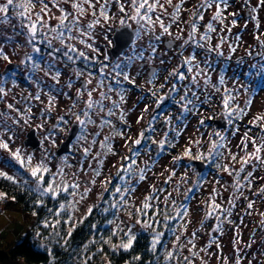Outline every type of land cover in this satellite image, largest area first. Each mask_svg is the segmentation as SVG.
I'll list each match as a JSON object with an SVG mask.
<instances>
[{
	"label": "rangeland",
	"instance_id": "374dc122",
	"mask_svg": "<svg viewBox=\"0 0 264 264\" xmlns=\"http://www.w3.org/2000/svg\"><path fill=\"white\" fill-rule=\"evenodd\" d=\"M103 0H101V3ZM126 5V12L131 14V6L129 0H123ZM202 0H185L183 4L184 11L181 12L180 18L177 22L172 23L170 28L171 35L164 34L163 36L184 43L188 39L189 33L191 31L190 17L195 10L196 6L199 5ZM3 3V0H0ZM180 0H172L173 7L175 4H179ZM173 7H168V12L173 11ZM223 7V6H222ZM100 4L97 5V12H99ZM255 8L256 11L253 12L252 9ZM109 16L113 17L107 22H103V26L97 25L92 31V38L81 37L91 44L97 51H89L94 53L102 52L104 49L105 42L103 41L107 37V42L110 47L113 45L112 36L115 32V28L121 27V19H126L123 13L119 11V5L115 0H110L108 4ZM204 19L201 21L200 33L205 30L207 21H211L216 8L213 6L210 9L202 10ZM55 15H59V12L53 9ZM235 13L233 16L232 14ZM223 16L226 18L224 24L221 25L218 22L212 21L216 31L211 33L212 40L208 47L215 48L217 44L220 43V37L225 38V43L217 51L222 52L223 55L231 58L233 61L229 65L225 66L221 63H214V54L207 55L203 58L202 53H204V48L200 49L196 53L195 65H199V69H203V72L197 76V82L189 85L192 88V93H195V98L192 100V107L188 108L190 111H184V104L181 105L182 109L177 110L175 113L173 122V131L171 134V140L175 147H172V151L164 153L157 160L152 159L144 154H141L134 166L136 175L138 177L140 169H145L146 179L144 181H138L133 179L132 183L136 188L135 193L130 197H125L130 201V205L127 211L121 210L117 211L112 208V203L114 199L109 193L112 191L113 187L118 185L116 183L117 172L123 163V158L128 157V153L131 149V143L129 140L135 136L136 130L139 125L143 126L144 122L141 120L138 124V115H144L145 109L143 105L137 103V98L139 94L133 92L130 96L122 100V103L126 109L132 107L136 102L138 107L131 113H126L125 115V137H121V142L118 149L117 145H112L115 155L111 153H106V149L101 148V142L106 136H108V131L101 129L100 125L102 123V117L106 119L105 113H100L99 115L93 114V120L96 121L93 124V129L99 133L98 139L94 145L93 155L96 153L101 154V158L104 160V164L100 167L101 175L95 177L91 169L84 170L80 175H78V182L80 188L78 192H83L84 188L90 187L91 191L88 193L87 197L80 200L76 204V210L71 212L72 224L67 225L66 236L62 237L59 235L53 236H41V243L48 246V249H55L52 244L54 237H61L60 240L62 245L67 243L69 238L67 236L68 227H72L73 231L78 225L82 224L88 217L92 216L93 212L97 209L98 213L104 217L110 215L109 220H115L114 224H109L108 221L102 226L108 229L110 235L114 230H117V226L123 228L127 231L129 227L132 228L133 232L136 234L147 233L150 235L151 240L153 237V229L143 230L139 225L135 224V218L130 219L128 212L136 215V208L141 207L144 202V198L151 195L153 188L164 189V191L157 192L156 195L159 196L158 201H153V203L161 209H166L169 216H175L178 209L184 208L187 210V214L177 217V223L175 229H177L175 235L180 236L179 244L176 245L175 235L171 231L167 237L168 227L165 228L163 225H169L172 220L166 221L163 219V213L156 216L152 210L148 211V216H154L155 220L161 221L160 224L155 225L156 231L164 232V236L161 238L164 252L161 258L165 256V249L168 251L174 250V245L177 247L183 246L182 251L178 255V259L172 261H165V264H187L184 261V257L187 256L192 261V264H264V194H259L260 189L264 187V165H260L257 161H249L247 165H243L244 170L241 172L242 167L241 159L246 157V152L243 150V145L241 141L244 139V134L247 132L250 138L247 143V153L254 151V147L251 143V139H256L257 144L261 143L260 137L264 136V121H256L255 125L250 123L255 120V117L264 115V88H261V83H264V72L257 74L258 70L264 67V6L260 4V0H228L227 10L223 12ZM255 17V19H253ZM93 17L89 13L83 18V25L86 26L87 23L91 22ZM165 23H169V17L162 16ZM235 20V25L232 21ZM127 21L136 23L135 21ZM12 22L11 24H15ZM57 21L53 19L51 24L55 25ZM8 24V25H11ZM8 25H0V47H9L10 45L25 46L29 47V53L31 54V46L28 43H15L10 40H6L5 37L10 36L11 33L8 29ZM231 28V31H227ZM240 29L243 31L240 32ZM162 31L159 25H156L155 34ZM149 35V33H146ZM75 35V33H74ZM179 37V38H178ZM238 38V39H237ZM53 45L55 41L53 40ZM153 44V41H151ZM203 43V41H201ZM57 44V41H56ZM149 42L144 43V47L148 48ZM85 46V45H84ZM234 49V51H233ZM149 51H151L149 49ZM190 52V51H189ZM189 52H187L189 57ZM172 58V64L176 68L179 63L180 58L178 53L174 52ZM193 54V51H191ZM192 56V55H190ZM250 57V59H249ZM246 58V59H245ZM49 61L51 58L48 59ZM255 66V67H253ZM47 66L42 67L36 74L33 81V86L31 89L23 90L20 87H13L6 90V95L0 94V104L6 106L5 103L9 102L12 98H16V93L25 92L27 95L33 93V89H38L39 92L43 91V88L52 86L53 79L51 78L52 73L46 75L45 71ZM198 69L194 66V73ZM223 76L224 83H220V77ZM132 78H143V74L140 71L133 73ZM208 79L209 83L205 84V80ZM94 79V88L95 89ZM188 87V88H189ZM42 88V89H41ZM187 88V86H186ZM217 88L219 91H217ZM231 90V91H230ZM234 97L232 99L231 105H239L241 108H245L246 114L240 117L244 118L249 124L258 127L255 129L245 130V125L238 124L233 116H237V113L233 112L232 117H227L226 112L230 111L231 105L226 109L224 107V98L227 95ZM97 91L93 92L95 96ZM46 96H53L52 93L48 91L43 92ZM191 93V94H192ZM43 94V95H44ZM193 95V94H192ZM199 97V99H197ZM251 100V104H246L247 101ZM49 104V100H48ZM34 107L33 105H30ZM52 105L49 106L53 109ZM20 112V109L13 107L11 114L8 117H0V143H7L8 147L0 148V172H4L9 176L14 177L22 184L25 179L31 180V177L26 170L28 165L21 167V165L15 160L13 154L19 150V154L22 159L27 161L29 156L32 157L31 166H35L41 161H44L50 168L52 173H55L59 168L51 155V150L49 149L53 143H46L47 151L44 156V160H41L39 154H30L23 151V144H21V137L19 135L20 121L15 119V116ZM39 112V110L37 111ZM95 113V112H94ZM177 117L180 120H177ZM212 117L214 120L229 121V130L223 131L218 124H213L214 126L208 125L206 123V118ZM29 126H34L37 124L35 118H27ZM45 123V119L43 120ZM204 123L201 124L200 122ZM214 123V122H213ZM248 124V125H249ZM219 133L224 136L225 139L220 141V136L216 135ZM112 136V132H111ZM161 136V135H160ZM52 140V139H51ZM213 141L218 144H222L223 147L218 148L217 151L222 153L221 156H216L213 154L209 157V149ZM133 143V142H132ZM191 148L193 156L203 153L204 157L207 159H189L184 157L178 163H174V158L177 156H184L186 149ZM235 155L236 159L233 160L232 156ZM264 156V152H262ZM223 162V165H227L229 170L232 171V175L224 171L223 168L217 169L215 166L217 161ZM194 161L206 162L210 170L206 173L201 174L198 172ZM90 162L93 168L98 167L97 162L90 157ZM118 163V165H117ZM213 164V165H211ZM117 165V166H116ZM255 165V167H253ZM171 171H175V176L171 177L169 183L164 182L169 179ZM239 172V181L243 185L237 191L236 188V173ZM251 172L252 176L249 180H245L247 173ZM72 171L67 172L65 170L66 179L70 182L73 181ZM87 173V175L85 174ZM187 177L182 180V178ZM3 177V176H2ZM48 177L46 176V180ZM59 179V177L57 178ZM95 179V184H91L90 181ZM111 180L112 183L107 185V191L104 187V181ZM199 181V186H197ZM250 181V183H249ZM194 189V191L189 194V198L185 199V194L188 189ZM179 189V191H177ZM2 192V191H0ZM4 193V192H2ZM171 193V197L168 198L167 204L164 203L165 197ZM101 195L104 197L100 199ZM214 196L215 203L220 205L221 209L224 211L217 210L213 213L211 217H206L209 211V198ZM61 202L71 201L73 199L79 200V195L73 198L67 196L66 194H61ZM116 200L119 199V194L115 197ZM173 201H175V206H173ZM253 202V207L249 209L248 203ZM91 208L92 212L89 214L88 209ZM107 209V211H105ZM230 210V215H229ZM152 211V212H150ZM218 217V218H217ZM68 218V217H67ZM147 218V217H145ZM231 221V223H229ZM36 218L32 215L25 213L22 207L12 200L11 197L7 196L4 199H0V246L1 249L7 252L10 248L14 247L16 244L21 243L28 231L32 230V226L35 224ZM123 222V223H121ZM220 224L223 231H214L217 224ZM97 226H95L93 233H96ZM104 231H99L97 233L98 238H95V234L92 237L87 238L80 244V249L82 250L80 255L74 256L75 262H81L83 259L91 257L88 259L89 262H94L96 251H99L101 247H95L96 244L103 240H107L109 236L103 237ZM195 233V236H193ZM39 235V234H38ZM72 235V234H71ZM121 238H124L123 232H119L117 239L119 240L113 244H119ZM192 240L195 247L189 244L188 241ZM85 245H87V250L85 251ZM191 249V251H189ZM119 250V249H117ZM192 252L197 253L196 256H192ZM70 254V253H69ZM79 254V253H78ZM165 260V259H164ZM100 262L108 264V260L105 256L100 257ZM22 264V263H17Z\"/></svg>",
	"mask_w": 264,
	"mask_h": 264
},
{
	"label": "snow or ice",
	"instance_id": "6c2138e0",
	"mask_svg": "<svg viewBox=\"0 0 264 264\" xmlns=\"http://www.w3.org/2000/svg\"><path fill=\"white\" fill-rule=\"evenodd\" d=\"M110 0H103L101 3V0H3V3H0V25H8L11 24V21L13 18H16L19 21V27L24 30V34L26 35L27 43L31 46V54L26 53V59L25 61H22V63L31 64V71L35 73L36 71L40 70V65L43 63V60L36 61L34 60L33 54L40 55L42 50L37 44H46L47 48L51 49L50 52L47 53V56L51 58L50 62L47 65V69L45 71V74L48 75L52 73V69L55 68L54 61L58 60L59 57L56 55V53H61L63 57H66L67 60L75 62V58L70 53H76V55L79 58H83L85 61L89 60V56L82 50L77 49V47L71 43H66V41H72L76 40L80 44H84L85 47L90 48L92 51H97L96 48H94L91 44L87 43L86 40L81 39V37H88L89 39L92 38L91 31L97 26H103V22H107L113 17L109 16L108 11V4ZM115 2L119 5V11L123 13L125 16L128 17L129 20L135 21L137 25H139V28L137 29L135 33V38L139 40L142 37V34L150 33L154 36V39L156 41H160L162 39V36L164 34L171 35L170 28L172 26V23H175L179 20L181 12L184 11L183 4L185 3V0H180L179 4H176L173 7L172 0H129V4L131 6V14L126 12V5L123 2V0H115ZM100 4L99 12H97V5ZM260 4L264 6V0H260ZM215 6L216 11L214 15L211 18V21L208 22L205 26V31L200 34L199 39H196V35L199 31L198 29V22L202 21L204 19L203 11L207 10ZM223 6V7H222ZM37 7H39V11H36ZM173 7L172 12H168L167 8ZM228 7V0H202V2L196 6L195 10L193 11L191 17H190V23H191V31L189 33L188 40H185L184 43L188 44L189 42H192L195 44L196 47L199 48H205L208 52L217 51L222 47V45L225 43V38L223 36L220 37V43L216 45L215 48L208 47L210 44L212 37L211 33L216 31V28L212 21L218 22L221 25L224 24V20L226 19L223 16V12L227 10ZM53 9L59 12V15H55L53 13ZM253 12L256 11L255 8L252 9ZM91 14L93 17L92 21L87 23L86 26L83 25L82 21L83 18L87 15ZM233 16L235 13L232 14ZM162 16L169 17V23H165L164 19H162ZM55 19L57 23L55 25L51 24V21ZM255 19V17H253ZM236 21L233 20L232 24L235 25ZM120 24L122 26L126 25V22L124 19L120 20ZM159 25V28L162 30L160 35L155 34V28L156 25ZM130 27V25H127ZM227 31H231V28H228ZM75 33V35H74ZM179 38V37H178ZM6 40H11L12 37L7 36L5 37ZM107 39V37H105ZM238 39V38H237ZM53 40H58L60 45L66 49V51H61V48H54L53 47ZM203 41V43H201ZM111 43V41H109ZM151 50L150 55L148 59H154L155 52H156V46L153 45L151 42L148 44L147 49H142L140 51H137L135 48V45H132V52L133 55L128 56L125 58V63H121L119 60L113 65L111 71L114 73V80L116 85L121 84L120 77L123 78V81L129 83V84H135V79L130 78V72L126 71V69H129L131 65L136 60H144L145 56L144 53L148 50ZM234 51V49H233ZM218 55H223L222 52L218 51ZM0 59L7 61L8 64H11L12 61L10 57L5 53L4 48L0 47ZM196 60L195 55L184 57L183 63L180 64L176 69H174L169 75L175 76L178 80H185L188 79V77L185 75L184 72L180 71V68H186L187 73H193L194 71V61ZM161 63L163 64L164 61L161 60ZM107 65H103L99 69V73L101 75V79L97 83V87L95 89H88L87 85L92 83L91 76L92 73L89 72L88 76L90 77L88 80L85 81V84L82 86L81 90H78L77 97L78 99L73 103L72 108L74 109L76 106V103H79V97H82L84 92H87L88 99L85 101V109L82 110L79 113L73 112L72 115L74 116L75 121L77 122L78 127L80 128V135L76 137L77 143L80 141H86V128L89 124H95L96 121L92 119V115L96 114L99 115L100 113H105V108L103 101L110 100L111 97L108 96L104 91H100V99L99 100H93V92L97 91L99 89H103L104 87H107L108 91H115V89L112 87L111 82H109L107 85L105 84V81L108 77V73H106ZM255 67V66H253ZM195 68L198 69L196 71L195 75L191 76V81L193 84L197 82V76L203 72V69H199V65H195ZM261 72H264V67H262L260 70H258L257 74L259 75ZM16 75L15 69H8L6 70L5 74L3 76H0V94L6 95L4 89V84L11 78H13ZM61 73L57 69L55 73L51 75V78L55 80L57 83H59V77ZM75 75L77 77L82 76L83 72L80 70L75 71ZM156 73H152V77L155 78ZM31 78V77H29ZM15 84V80L12 81ZM151 83V80L149 81ZM209 80H205V84H208ZM220 83H224L223 76L220 77ZM68 88L72 87L71 82L67 84ZM261 88H264V83H261ZM176 86L173 85V89L175 90ZM217 91L219 89L217 88ZM124 92L125 90L121 88L117 94L120 96V99H124ZM155 95V93H152ZM195 95V93H192ZM35 99H39V96L37 95ZM181 100L185 99V96H181ZM199 99V97H197ZM234 99L231 95H228L224 98V107L226 109L229 108V101ZM56 100L55 96H49V106L51 107L54 105V102ZM164 97L160 98V103H163ZM188 104H192L191 100H187L186 104L184 105V111H190V109L187 107ZM246 104H251V100L247 101ZM159 104H157V107L159 108ZM9 108L12 107V105L8 106ZM118 107L115 101H113V108H109L106 111V116L110 117L114 115L113 109ZM95 109V113H93L92 110ZM31 111V109H29ZM71 111V109H70ZM145 111H147V108H145ZM233 112L237 113L236 118H239L241 115L246 114L245 108L239 107V105H236L232 110L226 112L227 117H232ZM143 117H140L142 119ZM102 123L100 125L101 129H103L104 126L110 125L111 121L108 119H104L103 117ZM121 119L123 120V116H121ZM60 121L67 124L70 123V121L65 120L64 117H60ZM256 121H264V115H260L255 117L254 121H251L250 123H253L255 125ZM139 122V120H138ZM170 123V120H169ZM201 124L204 122L201 121ZM229 124L232 123V120L229 119ZM147 131L152 132L155 131V129L149 128ZM96 135H99V133H96ZM113 135L124 137V133L122 131H116L113 133ZM216 135L220 136V141H223L225 139L224 136H221L219 133ZM146 139L144 132L139 133L138 138L133 142L134 143V150L130 149L132 152V155L128 157H124L123 161L124 163L121 164L118 172V185L114 186L112 191L109 193L114 199V203H112V208L116 209L117 211H127V208L130 205V201L126 199L125 197H130L133 193H135L136 188L132 183L133 179H137L138 181H144L146 179L145 175V169H140L139 175L137 177L134 165L137 164L136 159L133 157H138L140 155V149L139 146L142 144V141ZM147 139H151V137H147ZM248 133L246 132L244 134V139L241 141V144L243 145V150L246 152V157L241 159L242 167L240 171L242 172L244 170L243 165H247L249 161H257L260 165H264V156H262V152H264V136L260 137L261 143L257 144L256 139H251V143L254 147V151L251 153H247V143L249 141ZM110 137H105L104 140L101 142V148L106 149L105 155L107 153H111L115 155L116 153L112 149V145L109 143ZM153 144L158 145V149L160 152H163L165 150V145L167 144L168 147H175V145L167 139V134L165 133V139L156 141H151ZM96 141L93 140L92 144H95ZM7 143H0V148H7ZM223 147L222 144H218L216 141H213L211 144V147L209 149V157L210 158L213 154L216 156H221L222 153H220L218 148ZM82 154L84 159H87L90 155H92V159L97 162L98 167L93 168L92 163L90 162L88 164L89 169L92 170V173L95 177H98L101 175L100 167L103 166L104 160L101 158L100 153H96L95 155L91 152V146L84 147L82 150ZM15 160L21 165V167H25L27 164V171L31 177V180L25 179L22 181V184L25 186V190L29 195H34L35 199L33 203L36 206H44L45 205V197L51 198V199H57L59 201V198L61 194H66L67 196H71L73 198L77 197L79 195V200H71L66 202H59L58 203V210L55 211L53 214L55 217H60L62 213H64L68 218L64 220V223L67 225L72 224V217L71 212L76 210V204L80 202V200H83L87 197L88 193L91 191L90 187H85L84 191L78 192L80 188V184L78 182V173H72L73 181H68L65 177V168L63 163L61 166L57 169L55 173H52L48 165L41 161L35 166H31L32 157L29 156L27 158V161L21 158L19 154V150L13 154ZM184 157H188L189 159H207L204 157L203 153H199L195 156L192 154V149L188 148L184 152V156H177L174 158V163H178L181 159ZM65 157V161H66ZM232 159L235 160V155L232 156ZM130 161V162H129ZM217 169L223 168L224 171L228 172L229 175H232V171L229 170L227 165H221L217 163L215 165ZM255 167V165H253ZM80 172L84 171L83 166L79 168ZM87 175V173H85ZM175 171H171V175L168 180H166L164 183L167 184L170 182L171 177L175 176ZM0 176L5 177L7 180L11 181L14 184L20 183L17 179H15L12 176L7 175L4 172H0ZM46 176L48 179L46 180ZM237 180H236V188L237 191L243 185L240 184L239 181V172L236 173ZM252 176V173H247L245 180H249V178ZM59 177V179H57ZM185 176L182 178V180L186 179ZM264 179V177H262ZM95 179H92L90 181L91 184H95ZM111 180H105L104 181V187L107 191V185L111 184ZM250 183V181H249ZM197 186H199V181ZM164 191V189H155L153 188V192L151 195H148L144 198V202L142 203L141 207L136 208V215L133 216V213L128 212L129 218L133 219L135 218V224L139 225L143 230L153 229V237L151 241V251L153 253L157 250V245L161 244L162 240L161 238L164 236V232L162 231H156L155 225L160 224L161 221L155 220L154 216H148V211L152 210L156 216H159L163 213V219L166 221H170L172 219H176L177 217L183 216L187 214V210L184 208L178 209L175 213V216H169L167 214L166 209H161L158 206H156L153 201H158L159 196L156 195L157 192ZM179 191V189H177ZM194 191V189L190 188L188 189V192L185 194V199L187 200L189 198V194H191ZM119 194V199L116 200L115 197ZM259 194H264V187L260 189ZM6 197L5 193L0 192V199H4ZM171 197V193H168V196L165 197L164 203L167 204L168 198ZM104 197L101 195L100 199H103ZM13 200L15 197L12 198ZM210 203L208 205L209 211L206 214V217H211L214 212L217 210L224 211L221 209L220 205L215 203V197L212 196L209 198ZM173 206H175V201L172 202ZM249 209L253 207V202H249L248 206ZM51 212L52 210L49 209ZM107 211V209H105ZM89 214H91L92 209H88ZM32 215H37L35 211H33ZM230 215V210H229ZM147 217V218H145ZM218 218V217H217ZM60 219H56L54 223H49L47 220L44 223L45 227H52L54 230L56 229L57 225L60 224ZM109 224H114L115 220H109ZM123 223V222H121ZM231 223V221H229ZM163 227L167 228L168 226L165 224ZM173 234L175 235L177 229L173 228L170 229ZM72 227H68L67 229V236L71 237L72 234ZM214 231H220L222 232L223 229L221 225L218 223ZM119 232H123L124 238H121L119 244H113L111 236H117ZM56 235H59V232H56ZM111 236L108 237L107 240L104 242L109 244L113 251H116L117 249H122L124 251H129L133 243L136 241L137 237L136 234L133 232L132 228L129 227L127 231H124L123 228H120L119 225L117 226V230H114L111 234ZM193 236H195V233H193ZM175 241L176 245L179 244L180 236L175 235ZM189 244H192L193 247H195L192 240L188 241ZM65 244H67V240H65ZM174 245L173 251H168L165 249V256L164 259L166 262L172 261L174 259H178L179 253L182 251L183 246L177 247ZM42 249H45L50 252V249H48V246L41 243L39 245ZM87 250V245H85V251ZM103 248L99 249V252H103ZM191 251V249H189ZM95 255V254H93ZM197 253L192 252V256H196ZM88 259H91V257H88L86 259H83L81 261V264H88ZM106 259V257H105ZM134 260L139 261L141 259L140 256L133 257ZM184 261L187 262V264H192V261L189 259V257L185 256ZM110 264V262H109ZM149 264H152L151 261H149ZM158 264V261H157ZM239 264V262H238Z\"/></svg>",
	"mask_w": 264,
	"mask_h": 264
},
{
	"label": "flooded vegetation",
	"instance_id": "af4514ba",
	"mask_svg": "<svg viewBox=\"0 0 264 264\" xmlns=\"http://www.w3.org/2000/svg\"><path fill=\"white\" fill-rule=\"evenodd\" d=\"M36 11H39V7H37ZM14 21L16 22L15 24L8 25V29L11 33L10 37H12L10 41L15 43L20 42L22 44L27 43L24 30L19 27V21L16 18H13L12 22ZM125 22V26L115 28V32L112 36L113 45L111 47V44L109 45L107 39L106 41H100L102 44L105 42L104 49L102 50V52L94 53L92 51H89L84 46V44H80L76 40L66 41V43H71L75 45L77 49L84 51L90 59L85 61L83 58H79L76 53H70L75 58V62H73L67 60V58L63 57L61 53H56L59 59L54 61L55 68H53V73H55L57 69L60 71L61 75L59 77V83L53 80L52 86L49 85L48 87L43 88L42 92H39L38 89H33L32 96L27 95V93L25 92L18 91L16 93V98H12L9 102L5 103L6 106H2L0 104V117H8L11 114V110L13 107H17V109H20V112H18V114L15 116V119L17 121L19 120L21 124L19 130L21 144L25 146V142L30 132L35 134V136H37L40 141V145L42 148L38 150H33L32 147L25 146L22 148L24 152L30 154L38 153L41 160H44V156L47 151L46 143H53V145L50 146L49 149L51 150V155L53 158H55L54 162L58 167H60L63 163L64 168L67 172L72 171L74 173H78V175L82 173L79 171V168L81 166H83L84 170L89 169L88 164L90 163L91 155L87 159H84L82 150L84 147L91 146L92 152L94 150L95 145L92 144V141H96L99 135H96V133L98 132L93 129V124H89L86 128V141H80L79 143H77L76 137L80 135V128L78 127L77 122L75 121L74 116L72 115L73 112L79 113L85 109V101L88 99L87 92L85 91L83 96L79 97V103H76L74 109L72 108V106L73 103L78 99V90H81L82 86L85 84V81L90 78L88 76L89 72L92 73V83L88 84L87 88H94V79H96L95 87H97L98 81L102 78L99 73V69L103 65H107L105 71L106 73H108V77L105 81V84L107 85L109 82H111L112 87L115 89V91L109 92L107 87H104L103 89L97 90L95 96L93 95L92 98L93 100H99L100 91H104L108 96L111 97L110 100L103 101L105 111H107V109L109 108H113V101H115L118 105V107L113 109L115 114L110 117H106V119L111 121V124L103 127L104 131H108L107 137H110L109 143L111 145H117L118 149L121 151V148L119 147L121 137L113 135V133L116 131H122L125 137V115L126 113L133 112V110L138 107L135 102L132 107H128V109H126L125 111V107L122 103V100L117 94V92L121 88H123L125 90L124 99L130 96L131 93L136 92L139 94V97L137 98V103L139 105H143V109L147 108V111H144V115H138L139 122L137 123L140 124V121L142 120L144 122V125H139L138 129L136 130L135 136L129 140V143H131V149L134 150V143L132 142H134L138 138L139 133L144 132L146 139L142 141V144L139 146L140 155L144 154L148 157H152V159L155 158V160H157V158L161 157L164 153L172 151V147H168L166 144L165 150L163 152H160L158 149V145L153 144L151 141H160L165 139L166 133L167 139L173 143V141L171 140V134L173 131L174 116L175 113L178 112L177 110L182 109V104L186 103L187 100H194L195 95L191 94L192 88H190L188 84L192 82L191 76L196 74L194 72L187 73L186 68H180V71L184 72L188 79L181 81L178 80L175 76L169 75V73H171L174 69L179 66L178 65L176 68H174L172 64V58L175 54L174 52H177L179 55L178 57L181 61L179 64H182L183 58L188 57L187 52L190 51L189 56H196L197 51L202 48L196 47L195 44L192 42L185 44L181 41L170 39L165 36H162V39L160 41H156L154 39V36L150 33L149 35L142 34V37L137 40L135 38V33L139 28V25L127 21V17L125 19ZM208 22L209 21H207V23ZM127 25H130V27H128ZM200 27L201 21L198 22L199 31L196 35L197 40L199 39V36L201 34ZM117 30L122 31L125 34V38H127L128 40L130 39V43L119 55L115 56L112 53V49L115 45L114 35ZM242 31L243 30L240 29V32ZM160 34L161 31H159L156 35ZM54 41V48H61L62 52L66 51V49L60 45L58 40ZM146 41H153V45L156 46L154 59H148L151 52L148 50L144 53V60H136L129 69H126V71L130 72V78H132L133 73L137 71H140L143 74V78H134L135 84H129L123 81V78L120 77L119 79L121 80V84L116 85L114 80V73L111 71L113 65L117 62V60H119L123 64L125 63L126 57L133 55V44L135 45L137 51L147 49L144 47V43ZM37 46L41 48L42 52L40 55L33 54V57L36 61L43 60V63H41L40 65L41 69L42 67L47 66L50 62L48 60L50 57L47 56V53L50 52L51 49L47 48L46 44H37ZM4 51L10 57L12 63L8 64L7 61L0 59V76H3L6 70L8 69L16 70V75L13 78L9 79L3 85L5 91L17 86L22 88L23 90L31 89L33 86V81L35 79V74L39 70L33 73L31 71L30 63L27 65L25 63H22V61H25L26 59V53L30 54L29 47L26 48L25 46L19 47L16 45H10L9 47H5ZM191 51H193V54H191ZM210 54L215 55L213 59L214 63H221L223 60L224 62L222 64L225 66V68L226 65H229V63L233 61L231 58L225 55H218V51L208 52L204 48V53H202L203 58ZM161 60L164 61L163 64L161 63ZM76 70L82 71L83 75L77 77L75 75ZM153 72L156 73L155 78L152 77ZM13 79L15 80V84L12 82ZM150 80L151 83L149 82ZM69 82H71L72 84L71 88L67 87V84ZM173 85L176 86L175 90L173 89ZM46 91H48L49 94L52 93L53 96L56 97L53 109L49 108V96L47 97L46 94L43 93H46ZM152 93H155V95H153ZM229 94L230 92L228 91L227 95ZM37 95L39 96V99H35ZM181 96H185V99L181 100ZM161 97H164L163 103H160ZM232 101L233 100L229 101L230 105L232 104ZM157 104L160 105L159 108L157 107ZM9 105H12V107L9 108ZM30 105H33L34 107H31ZM187 106L191 108L192 104H188ZM231 106L232 107L230 109L232 110L236 105ZM29 109H31V111H29ZM38 110L39 112H37ZM92 111L94 113L95 109ZM121 116H123V120L121 119ZM25 117H29L31 119L35 118L37 120V124H35L34 126H29V122L26 120ZM60 117H64V119L70 121V123L65 124L61 122ZM140 117L143 118L140 119ZM233 117L238 120V124L245 123L242 117H240V119L236 118V116ZM44 119L45 123L43 121ZM212 119L215 118H206V123L208 125L214 126L213 122L211 121ZM177 120H180V118L177 117ZM149 128L155 129V131H147ZM249 128L251 129V125L247 126L245 130H250ZM73 134L74 136L73 138H71ZM147 137H151V139H147ZM130 155H132L131 151H129L128 153V156ZM65 157L67 158L66 161ZM138 157L133 158L137 160ZM116 183H119L118 177L116 179Z\"/></svg>",
	"mask_w": 264,
	"mask_h": 264
},
{
	"label": "trees",
	"instance_id": "16d2710c",
	"mask_svg": "<svg viewBox=\"0 0 264 264\" xmlns=\"http://www.w3.org/2000/svg\"><path fill=\"white\" fill-rule=\"evenodd\" d=\"M257 128L258 127L255 126L254 129L256 130ZM217 163L223 165V162L220 160L215 164ZM0 191L11 198L15 197V202L22 207L25 213L29 215H32L33 211L37 213V215H32L36 218L32 230L28 231L29 233H27L25 239L21 243L16 244L7 252L2 250L0 246V264H17L19 262L22 264H81L79 261L75 262L74 256L80 255L82 250H79V247L82 241L92 237L93 234H95V238L97 239V233L99 231L105 232L103 237L111 236L110 233H108V229L102 227L109 221L111 214L100 217L102 215H100L96 209L92 216L88 217L87 220L77 226L66 245L61 244V237H54L55 239L52 241V244L55 246V249L49 252L39 246L41 244L40 237L42 235L44 237L53 236L56 235V232H59L62 237L66 236L67 224L64 223V220L67 219V216L62 213L60 217H55L53 214L58 210V203L61 202L60 199L58 201L57 199L45 197V205L36 206L33 203L35 196L29 195L23 184H14L2 176H0ZM49 209L52 211L50 212ZM56 219H60L61 222L57 225L55 230L52 227L44 226L46 220L51 224L54 223ZM176 223L177 219H174L172 223L169 225L167 224L168 230L166 238H168V234L171 233L170 229L175 228ZM95 226H97L96 233H93L95 232ZM136 237L137 239L129 251H124L122 249L113 251L111 246L105 243V240L101 239L94 248L101 247L104 251L102 253L96 251L94 262H89L88 264H105L103 261H99L102 256L106 257L108 264L109 262L110 264H149V261H151L152 264H157V261L158 264H165L164 258H161L164 252L162 244H158L156 252L153 253L151 251L152 240L149 234L141 233ZM111 239L113 243L119 241L117 236H111ZM135 256H140L141 259L136 261L133 259Z\"/></svg>",
	"mask_w": 264,
	"mask_h": 264
},
{
	"label": "water",
	"instance_id": "95a60500",
	"mask_svg": "<svg viewBox=\"0 0 264 264\" xmlns=\"http://www.w3.org/2000/svg\"><path fill=\"white\" fill-rule=\"evenodd\" d=\"M114 41H115V45L112 49V53L115 56L119 55L130 43V39L128 40L127 38H125V34L120 30H117V32L115 33ZM213 122H214L213 124H218L220 128H225L227 126L226 121L214 120ZM73 136L74 134L71 136V138H73ZM25 146L32 147L33 150H38L42 148L39 139L32 132L28 134V138L25 142ZM194 164L196 165L199 173H202L206 169V164L203 161H194Z\"/></svg>",
	"mask_w": 264,
	"mask_h": 264
}]
</instances>
